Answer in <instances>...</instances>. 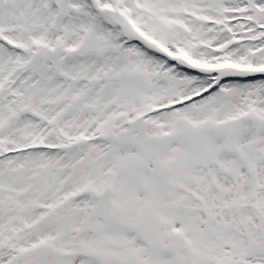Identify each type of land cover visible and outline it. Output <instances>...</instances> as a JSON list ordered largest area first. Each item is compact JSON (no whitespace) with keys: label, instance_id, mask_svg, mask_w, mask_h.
Wrapping results in <instances>:
<instances>
[{"label":"snow or ice","instance_id":"obj_1","mask_svg":"<svg viewBox=\"0 0 264 264\" xmlns=\"http://www.w3.org/2000/svg\"><path fill=\"white\" fill-rule=\"evenodd\" d=\"M0 264H264V0H0Z\"/></svg>","mask_w":264,"mask_h":264}]
</instances>
